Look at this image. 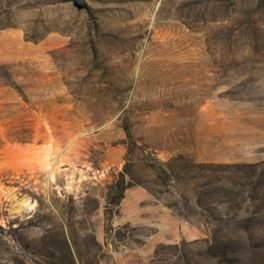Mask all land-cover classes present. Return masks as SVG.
Wrapping results in <instances>:
<instances>
[{
  "label": "rangeland",
  "instance_id": "obj_1",
  "mask_svg": "<svg viewBox=\"0 0 264 264\" xmlns=\"http://www.w3.org/2000/svg\"><path fill=\"white\" fill-rule=\"evenodd\" d=\"M83 1L0 0V264H264V0Z\"/></svg>",
  "mask_w": 264,
  "mask_h": 264
},
{
  "label": "crops",
  "instance_id": "obj_2",
  "mask_svg": "<svg viewBox=\"0 0 264 264\" xmlns=\"http://www.w3.org/2000/svg\"><path fill=\"white\" fill-rule=\"evenodd\" d=\"M146 193L144 192H140L138 193V199H137V203L135 205H140V202L142 201V198H146ZM125 199V200H124ZM124 202H123V206L125 204L126 198H124ZM140 208V206H139ZM127 223H143V221H134L133 219H127L126 221ZM143 224H148V223H143ZM160 241L159 236L158 235H152L150 237L147 238V241L144 243V249L142 251H140L141 253V257H143V259L145 257H150L152 252H153V248L155 247V245Z\"/></svg>",
  "mask_w": 264,
  "mask_h": 264
},
{
  "label": "trees",
  "instance_id": "obj_3",
  "mask_svg": "<svg viewBox=\"0 0 264 264\" xmlns=\"http://www.w3.org/2000/svg\"><path fill=\"white\" fill-rule=\"evenodd\" d=\"M119 187H120V190H121V194H120L119 200L121 202L124 199L125 191L129 188V185L126 183V180H125V177H124L123 173L121 174V180L119 181Z\"/></svg>",
  "mask_w": 264,
  "mask_h": 264
},
{
  "label": "water",
  "instance_id": "obj_4",
  "mask_svg": "<svg viewBox=\"0 0 264 264\" xmlns=\"http://www.w3.org/2000/svg\"><path fill=\"white\" fill-rule=\"evenodd\" d=\"M74 3H75V6L80 9V10H83V9H86L87 5L85 3V1L83 0H73Z\"/></svg>",
  "mask_w": 264,
  "mask_h": 264
}]
</instances>
